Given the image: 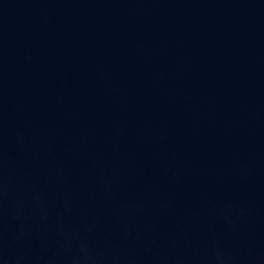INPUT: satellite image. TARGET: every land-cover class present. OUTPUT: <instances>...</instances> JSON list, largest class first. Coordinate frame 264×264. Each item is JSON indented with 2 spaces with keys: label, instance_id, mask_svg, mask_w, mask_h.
Here are the masks:
<instances>
[{
  "label": "water",
  "instance_id": "1",
  "mask_svg": "<svg viewBox=\"0 0 264 264\" xmlns=\"http://www.w3.org/2000/svg\"><path fill=\"white\" fill-rule=\"evenodd\" d=\"M0 264H264V0H0Z\"/></svg>",
  "mask_w": 264,
  "mask_h": 264
}]
</instances>
